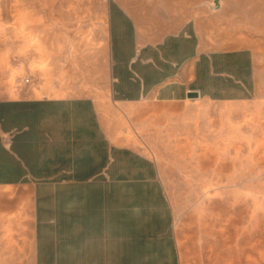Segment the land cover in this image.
<instances>
[{
    "label": "crops",
    "instance_id": "1",
    "mask_svg": "<svg viewBox=\"0 0 264 264\" xmlns=\"http://www.w3.org/2000/svg\"><path fill=\"white\" fill-rule=\"evenodd\" d=\"M106 19L112 102L0 99V264H180L158 165L119 141L112 107L264 94L251 48L208 49L190 22L142 25L119 0Z\"/></svg>",
    "mask_w": 264,
    "mask_h": 264
},
{
    "label": "rangeland",
    "instance_id": "2",
    "mask_svg": "<svg viewBox=\"0 0 264 264\" xmlns=\"http://www.w3.org/2000/svg\"><path fill=\"white\" fill-rule=\"evenodd\" d=\"M140 24L190 22L204 47L264 59V0H119ZM108 0H0V99L111 101ZM264 83V79L262 80ZM119 141L157 163L180 264H264V94L112 107Z\"/></svg>",
    "mask_w": 264,
    "mask_h": 264
},
{
    "label": "water",
    "instance_id": "3",
    "mask_svg": "<svg viewBox=\"0 0 264 264\" xmlns=\"http://www.w3.org/2000/svg\"><path fill=\"white\" fill-rule=\"evenodd\" d=\"M189 96H190V97H199L200 95H199L198 92H191V93L189 94Z\"/></svg>",
    "mask_w": 264,
    "mask_h": 264
}]
</instances>
